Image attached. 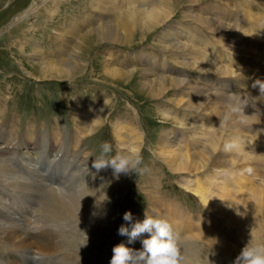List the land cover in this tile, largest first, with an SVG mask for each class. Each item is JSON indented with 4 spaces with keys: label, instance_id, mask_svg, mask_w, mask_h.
<instances>
[{
    "label": "rangeland",
    "instance_id": "rangeland-1",
    "mask_svg": "<svg viewBox=\"0 0 264 264\" xmlns=\"http://www.w3.org/2000/svg\"><path fill=\"white\" fill-rule=\"evenodd\" d=\"M100 1H104L105 12L98 6ZM166 2L171 16L142 35L139 26L132 31L118 14L131 6L142 9L143 0H0V159L22 178L38 183L40 179L33 178L20 162L25 137L38 136L39 141L47 143L51 136L59 134L57 146L63 145V149L88 159L90 169L85 175L95 187L102 183V192L105 183H128L117 197L116 206H112V210L118 211L113 223L99 229L83 213L81 222L70 224L72 228L62 237L70 240L73 255L80 254L86 241L87 249L82 254L89 260L94 257L97 264H110L107 249L116 246L115 234L126 223L123 219L126 212L132 213L130 223L135 224L141 221L139 218H146L149 211L155 212L153 218L162 219L165 215L164 220L170 221L178 210L186 218L183 227L179 225L181 230L199 218L200 227L190 229L186 238L181 236V230L176 233L179 247L190 251L192 264H235L252 239L253 228V239L264 243V97L258 87H253L257 79L264 82V50L260 53L259 47L264 44V26L258 27L264 21V0ZM159 4L157 1L155 5ZM240 4L262 7L247 8ZM108 8L121 10L118 18L106 12ZM112 20L119 21L117 43L120 44L101 42L100 37L91 39V34L85 37L91 29ZM220 43L230 47L233 54L224 53ZM79 52L83 55L74 62L72 55ZM216 54L223 56V62ZM64 55L66 64L75 71L70 73L72 76L60 79L40 73V62L54 61ZM223 70L228 74H212ZM108 72L125 78L112 81ZM173 78L177 81L175 85L170 81ZM203 80L209 84L199 85ZM228 80L231 84L238 82L239 91L256 93L251 94L252 99L243 97L248 101L243 109V123L241 117H233L220 127L226 104L215 88L227 85L224 83ZM84 123L90 126L83 133L84 128L80 131L79 127ZM167 131L168 139L176 133L185 144L188 142L180 143L179 148L185 147L181 153L189 157L191 167L178 165L176 170L189 167L190 172L185 169L183 174H174L156 154L159 150H170L159 140ZM1 137L16 145L10 146V153H4L6 141ZM213 139H221L217 145L221 147L219 151L214 150ZM233 139H239L241 145L245 142L253 145V152L247 154L242 147L237 154L225 152L223 145ZM77 140L79 145L75 144ZM104 142L112 146L110 155L139 150L142 172L120 174L119 182L118 178L112 180L114 173L110 167L97 172L92 164ZM44 164L41 163L38 171L41 174L46 168ZM51 173L50 170L49 174H43L45 182L50 183ZM61 178V183L67 186L81 181L78 177L70 178L67 172ZM59 180L53 178L54 182ZM140 183H161L159 187L168 201L155 205V197L146 196L149 185L139 187ZM4 188L7 189L5 184H0V191L7 193ZM32 192L13 195L31 202L32 217L26 223L32 227L51 224L50 216L44 212L50 200L47 197L35 200ZM246 199L253 202L247 204ZM35 202L41 207H35ZM3 204L9 208L8 202ZM168 205L170 214L165 212ZM215 245L221 249L215 250ZM18 257L4 252L0 262L20 263ZM36 263L39 264L38 260Z\"/></svg>",
    "mask_w": 264,
    "mask_h": 264
},
{
    "label": "bare ground",
    "instance_id": "bare-ground-1",
    "mask_svg": "<svg viewBox=\"0 0 264 264\" xmlns=\"http://www.w3.org/2000/svg\"><path fill=\"white\" fill-rule=\"evenodd\" d=\"M157 1H159L161 4L155 5ZM96 2H98V1H96ZM195 2H198V1H195ZM145 3H146V5H144ZM102 4H104V1H100V4H98V6L103 10V12H105V9L103 8ZM147 4H148V6H147ZM150 4H152V6H149ZM242 5L247 7V8L262 7V6H259L258 4H248V5L242 4ZM119 7H121V5H119ZM141 7H142V9L136 8V6H131V7H129L128 10H125L121 14L119 13V12H121V10L117 11L116 9H110V8H108V10L106 9L107 10L106 12L111 13L113 15H117L119 13L118 15H120L119 17L122 18L121 21L123 22V24L126 27H128V28L131 27L132 31H134L137 28V26H139L140 28H138V29H139V31H141L142 35L144 34V31L149 32V31L153 30L152 28L154 26L159 25L161 22L167 21V18H169L172 14L166 0H143V4L141 5ZM112 10H114V13L111 12ZM118 15H117V18H118ZM200 21L203 23L202 19ZM114 22L115 21H113V20L111 22H105V23L99 25V27L91 29L89 31V33L86 36L85 35L84 36L87 37L88 35L91 34L92 35L90 37L91 39L92 38L98 39L100 37L101 42L110 41L112 43L115 42L116 44H120V43H117L120 40L119 36H118L120 33V29L117 28V27H119V24H118L119 21H117L116 23H114ZM259 23H260V21H259ZM261 23L262 24L258 25V27L264 26L263 25L264 21ZM222 26H224V25H222ZM226 30L228 31V28ZM232 33H234V32H232ZM253 33L255 34V32H253ZM248 36H249V34H248ZM220 45H221V48L225 51L224 53H228L229 56H230V54H233L231 52L230 47H228L227 45H224L223 43L222 44L220 43ZM259 47L262 48V49H260L261 50L260 53H261L264 50V44H261ZM218 52H222V51H218ZM224 53H223V55H225ZM239 53H238V55L240 56ZM74 54L75 55H72V56H73L74 62H75V59H78L81 54H80V52L77 54L76 53H74ZM216 55H218V54H216ZM218 56H219L220 60H222L221 57H223V56H220V55H218ZM66 61H67L66 55L61 56L57 60H54V61H51V60L50 61L46 60L44 62L42 61V62H40L41 66L38 64V66L41 69L40 73H44V75L50 76V78H53V76L59 77L60 79H63L65 77H70V76H72V75H70V73H72V72L75 73V71L73 68L69 67L66 64ZM222 62H223V60H222ZM42 65L44 67H42ZM150 65H154V64L150 62ZM150 65H148V66L150 67ZM41 67L44 69V71L42 70ZM147 70H150V69L148 68V69H146V71ZM155 70H158V69H155ZM159 70H162V69L160 68ZM151 71H153V70L151 69ZM219 73L228 74L225 72V70H223L221 72L218 71L217 73L215 71L212 74H215L216 76H221L222 74H219ZM238 74H240V73H238ZM36 75H38V73H36ZM108 75L110 76V79L112 81L121 80V79L125 78V77L117 78L114 74H112L110 72H108ZM38 79H40V78H38ZM170 81H171L172 85H175L177 83V81L174 80V78ZM208 84H209V82L203 80V82L199 85L207 86ZM224 84H227V85H224L222 88H220V86L216 85L217 88H215V89H216V91L220 92V94L223 95L221 98L224 100L225 104H226V101L229 99L230 93L238 94L237 97H235L234 99H239L242 103L247 104L248 101L243 99V97L245 96L246 98H248V97L250 98V96L253 92L247 91V90L239 91V88H240L239 85L240 84L238 85V82H237V84H231V82L228 80ZM216 86H214V87H216ZM210 87H212V85ZM211 91H212V89H211ZM254 93H256V92L254 91ZM220 94H219V96H220ZM258 96L259 95H257L256 97H258ZM250 99H252V97ZM216 102H217V100H216ZM207 103H208V101H207ZM212 103H214V102H212ZM218 109H222V108L219 106ZM251 111H252V108H251ZM246 113H247V111H246ZM256 113H254V114H256ZM252 118H255V117H253V115H252ZM89 126H90V124L85 125V123H84V125H80L79 130L81 131V129L84 128L82 131L84 133L87 130L85 128H88ZM258 134H260V133H258ZM27 135H29V136L27 137ZM27 135L25 137L26 140H24V144L22 145L21 150H20L21 155H22V157L20 158V160H21L20 162L27 168L29 173L33 174V178L40 179V181L38 183L37 182L35 183L26 177H25L26 179L22 178L19 174H17L18 172L16 173L14 170H12L13 168L8 169L7 163L3 160V158L0 159V184H5V186L7 187V189L4 188L7 191V193L0 191V255H1V253L5 252V253L13 254L14 256L17 255V257H18L20 254L21 258L18 257V258H20V260H19L20 263H16L13 261V263H11V264H27L26 260L29 261V264H30V262H31V264H37L36 260H38L39 264H97V260L94 257H92V259L89 260V259L85 258V256H83V254H82V252L87 249L85 247L86 241H83V247L81 248L80 254L79 255H73L72 254V245H71L70 240L68 238H62V237L67 235L68 229L72 228V225H70V224H75V223L81 222L80 217L83 213L86 214L88 216L89 221L96 224V227L99 229L103 228L104 226H106L108 224L113 223L112 220L115 219V216L117 215L118 211H116V210L114 211V209L112 210V206H116L115 201H116L117 197L120 196V193H121L123 186H124V189H126V186L128 183H121V182L120 183H105L104 184V191L102 192V189H101L102 183H100L99 187H95L92 184L91 180L85 175V173H87L90 169L88 159L81 156L82 154L80 155L78 153H71L67 148L63 149V145L57 146L56 142L58 141V139L60 137L59 134L56 135V137L51 136L49 142H47V143L43 142V141H39L38 136L32 137L30 134H27ZM78 136H80V135H78ZM168 136H169V132L167 131L160 137L159 140L161 141L160 144L165 142L163 144L168 146L170 150L169 151H163V150L160 151L159 150V152H157L156 154L160 157L159 158L160 160L162 158V162L164 164L168 165L170 168V171H172L174 174H176V173H179V174L182 173L183 174L185 169L189 171L188 168L191 167V165L190 166L188 165L189 164L188 163L189 157L186 155V153H184V154L181 153L182 152L181 150H184L185 147L179 148V146L181 145L180 143H184L186 141L183 142V140H181L179 135H177L176 133H175V135H171L169 139H168ZM252 136H254V135H252ZM258 136H260V135H258ZM121 138L122 137L119 136L120 140H121ZM138 138H140V140H141L142 135ZM1 140L3 142L6 141V140H4L3 137H1ZM125 142H127V141H125ZM212 142L214 143L212 145L214 150L219 151L221 147L217 146V145H220L221 139H219L217 141H215L213 139ZM245 143L243 145H241V147L244 148L243 152H245V153L247 152V154L252 153L254 150L253 145L245 144ZM254 143H256V142H254ZM75 144L79 145L78 140L75 142ZM4 145L6 147L5 149H3L4 153H5V151H7L8 153L11 152V150H12V149L10 150L11 145L16 147V145L12 141H6ZM160 146H162V145H160ZM198 147H197V149H198ZM24 148H25V150L31 149V151L30 150L25 151V150H23ZM203 150H205V149H203ZM134 153H139V150H135ZM235 153L237 154V152H235ZM1 154H2V151H0V155ZM12 156H15V154ZM46 157H48V158H46ZM4 159H5V157H4ZM210 159H211V157H210ZM210 159L208 160V162H206L205 167L207 166V164L210 163L209 162ZM262 161H263V159H262ZM42 162L45 163L43 167H46L45 169H43V171H44L43 174H46V173L49 174L50 170L53 171V173H51V177H49V178H51V180L49 179L50 183L45 182V180L43 179L44 178L43 174L38 172L41 170L40 166H42L41 165ZM67 164H68V168L66 169L65 167L67 166ZM178 165H183L184 167L186 165H188L189 167L182 169V170H176ZM199 166H200V164H199ZM47 167H49V168H47ZM63 172L69 173L70 178L78 177V180L80 179L81 181L79 183H76L74 186H67V185H65V183H61V180H59V179H62L61 176L63 175ZM207 175L210 176L209 173ZM53 178L54 179L58 178L59 182H54L55 180L53 181ZM115 178H118V182H119V180L121 181V175H119L118 177L116 175H114L112 180H116ZM184 183H188V185H189V181H186ZM143 184H144V187L149 185L146 187V188H148L146 191V196L147 197H152V196L155 197L153 199V200H156L155 205H162L168 201L167 198H164L165 195H163V193L161 192V189L159 187V184H161V183H159V184L158 183H146V184L143 183ZM143 184L140 183L139 187H143ZM198 187H201V186H198ZM10 189H14V190H10ZM31 190L34 191V192H32V194L35 195V200L42 199V198L44 199L45 197H47V199L50 200V204H46V206L44 208V212L50 216L51 224H44L41 227H32L31 224L26 223L32 217V212H31V210H29L31 208V202H29V200H27V199H24V200L20 199L19 200L16 198L17 196L13 197V195H14V192L21 193V192H27V191H31ZM248 194L246 193L247 196H249ZM2 195H4V197H2ZM246 195H244L243 197H246ZM147 199H149V198H147ZM4 201L8 202V207H9L8 209L5 208L6 205L3 204ZM251 201L253 202V200H250V199L248 201H247V199L245 200V202L247 204L251 203ZM13 202L18 204V206L15 205V203H14V205H12ZM35 207H41V206L37 205L35 202ZM170 209H171V206L168 205L165 209V212L170 214V212H169ZM34 212L37 213L38 211H34ZM152 213L155 214V212L149 211L148 215L154 217V215ZM104 217H105V220H104ZM99 218H102V219H99ZM161 218L164 220L165 215H163ZM144 219L139 218L138 220H141L140 222H142ZM167 221L172 225L174 232L176 234L177 232H180L181 228H179V225H181L183 227V221H186V218H185L183 213L176 210L174 212V218H172L170 221L169 220H167ZM125 222L126 223L123 222L120 225V227L123 225L124 227L128 228L129 231H131L132 225L134 223H130V222L127 223V221H125ZM45 225H48V226H45ZM198 227H200V219L196 218L195 224H193L192 226H187V225L184 226V228L181 230V236L186 238V234L189 235L190 229L193 230L194 228H198ZM146 235L150 236L149 233H143L139 237H137L133 242L130 243L128 236H121L118 234V231H117L115 234V237H116L115 238V241H116L115 245L117 246V245L123 244L126 247H128L129 249H132L134 252H140V251H143V243H142L143 240L150 238V237L147 238ZM199 239H200L199 237H196V240H199ZM61 247H62L63 251H60ZM114 247L115 246L107 249L108 250L107 257L110 260L113 256V248ZM178 247H179V245H178ZM197 249H198V247H197ZM214 249L219 250V249H221V246L215 245ZM180 250H181L182 255L190 258V251H183L184 249H182V247L180 248ZM74 254H77V253L74 252ZM8 255H7V257H8ZM33 257H37V259L34 260ZM3 262H4V259H3ZM9 262H10V260H9ZM9 262H7V263L6 262L5 263L0 262V264H9Z\"/></svg>",
    "mask_w": 264,
    "mask_h": 264
},
{
    "label": "clouds",
    "instance_id": "clouds-1",
    "mask_svg": "<svg viewBox=\"0 0 264 264\" xmlns=\"http://www.w3.org/2000/svg\"><path fill=\"white\" fill-rule=\"evenodd\" d=\"M253 87L259 88L260 94L264 97V82L257 80ZM238 94L230 93L229 99L226 101L225 115L220 120V127L227 125L233 117H241L243 120V109L246 103H242L239 99H234ZM107 101L105 100V104ZM241 148L239 139L226 141L223 145L225 152H238ZM112 146L108 142L101 145V152L95 158L92 167L97 172L111 168L117 177L120 174H139L142 172L140 165L142 159L138 153H117L110 155ZM146 218L142 222H136L132 225L131 231L123 225L118 229V234L128 236L129 242H133L143 233H149L150 238L143 240V251L134 252L123 244L113 248V256L110 264H192L191 259L181 254L178 247L177 236L172 225L163 219L153 218L145 213ZM123 219L127 222L132 220V213L126 212ZM252 239L242 249L240 255L235 260V264H264V243L256 242ZM34 260L37 257H33Z\"/></svg>",
    "mask_w": 264,
    "mask_h": 264
}]
</instances>
